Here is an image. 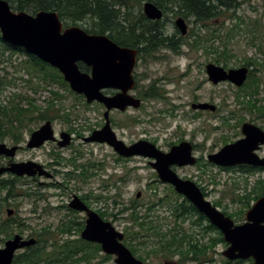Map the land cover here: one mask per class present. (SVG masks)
Here are the masks:
<instances>
[{
  "label": "rangeland",
  "instance_id": "obj_1",
  "mask_svg": "<svg viewBox=\"0 0 264 264\" xmlns=\"http://www.w3.org/2000/svg\"><path fill=\"white\" fill-rule=\"evenodd\" d=\"M145 2L142 3V9ZM233 4L240 7L235 10H222L223 14L220 17L205 23L176 15L177 9L172 6L173 9L166 12L162 21L165 22V35L173 37L181 43L179 51L175 52L165 47L160 48L154 54V58L147 57L145 60H139L134 72L138 79V87L133 92L135 95L141 98L140 94H144L150 86H153L162 94V99L142 98L143 106L140 109H129L124 113L119 111L110 113L112 129L118 138L126 144L147 140L155 143L162 151L169 152L172 146L183 141L192 143L194 145L193 153L198 159L197 163L195 166L174 167V170L181 178L194 181L210 190L211 196L208 197V200L219 201L222 210L232 215L240 212L245 206L243 202H238L239 198L241 200H247L245 197L253 199L255 197V193H252L254 186L259 180H264V172L245 174L238 171L237 168L219 167L207 160L208 155L218 152L226 144L242 137L243 122L257 121L256 123L260 125L264 124V113L258 118V112L252 119V116L246 114L236 104V93L239 88L228 82L215 85L209 80L206 73V65L216 64L218 59L221 60L220 66L223 67L225 63L223 58L225 57L228 58V68L242 67L254 57L264 64V0H236ZM135 7L132 8L134 14L139 13ZM30 14L32 15V13ZM179 17L184 18L188 25L189 31L185 36L175 25V21ZM79 26L85 28L84 23H80ZM199 36L203 40L198 43L199 47L196 48L194 46L195 39H198ZM252 43H256V45ZM211 47L214 48L210 49ZM12 58L13 66L7 65L6 67L10 73L8 77L14 80L16 85L9 87L3 97L5 99L15 97V103L20 104L23 108L28 107V102L21 99L20 96L28 97V99L36 100L35 104L40 109H45L54 97L51 92H57L63 96L58 101V107L60 108L63 104L65 109L73 112V123L70 125L63 119L56 118L52 121L54 129L57 132L69 131V129L78 132L74 135V143L66 148L56 149L54 145H47L40 149H28L26 144L31 133L45 121L35 122L21 130V142L18 145L23 146L24 149L19 152L18 159L32 160L42 164L48 161L53 162L56 160L53 154H57L60 158L59 161L63 163L61 166L63 173L57 176L54 182L60 181L63 184H68L66 196L61 200L54 198L52 204L48 201L49 195L59 194L60 190L42 186L41 183L48 182L46 179H39L34 184L35 190L45 194L46 199L38 201L35 197L25 196L16 201L21 218L26 220V225L33 228L30 230L25 226L27 228H22V231L30 234L33 233L32 230H36L38 235L45 234V229L52 230L60 226L61 219H63L61 216L65 215L66 211L70 216L67 218L68 220L83 219L80 214H74L66 209L61 212L55 211V214L49 217L44 213L47 206L56 208L59 205H66V202L72 197V193L77 196L78 194L93 193V200L102 194L106 202L92 200L93 208L108 213L107 221L111 222L115 229L124 235L125 229L131 226L128 219L130 212L120 214V210L130 207L133 203H139L142 205V208L140 207L142 213H145L146 205L160 198H168L170 202L157 207L152 219L162 226L164 233L168 234L179 225L173 212L174 207L178 206L182 199L167 184L160 181L155 169L150 165V162L154 160L137 156L127 161H118L117 154L112 147L102 143L85 142L81 138L89 136L94 130L104 126L105 107L97 103L87 104L85 99L79 98L70 88L51 82L49 79L47 82L51 83L48 86L47 82L40 81L38 83L28 74L17 71V64L25 60L26 56L14 54ZM251 68L256 71L255 78L260 80V95L258 97L261 100V105L264 106V70L259 66ZM22 75L25 79L30 80L29 83L19 79V76ZM198 103L215 105L217 110L212 112L193 109L192 105ZM51 116L54 117L55 113H52ZM245 118L246 120L243 121ZM136 120H140L141 123L136 124ZM17 126L19 125L17 124ZM4 143L9 146L16 145L10 140H5ZM73 159L76 164L87 166L89 175L87 183H83L79 179L71 182L66 181L65 174L73 170L70 165ZM7 161L8 158L0 156V164ZM202 169H205L204 174ZM121 177L125 178L126 182H120ZM19 190L21 191V189ZM62 190L65 191V189ZM138 193L141 194L140 197H137ZM116 196H118V203L114 204ZM233 199L238 201H233ZM251 204L253 205L254 202L251 201ZM4 216L6 215L4 214ZM189 225L190 222L186 221L183 226L188 229ZM18 228L15 226V230ZM190 233L199 234L198 227L191 229ZM37 234L33 233L34 236L36 235L34 237L36 239ZM216 236V232H211L206 240ZM77 237L78 234H73L71 238L76 239ZM43 238L50 240L51 244L62 240L61 238L54 240L55 237ZM6 241L0 239V247H3ZM123 242L129 248L128 243L125 240ZM224 250L226 247L219 243L208 253L207 257L214 260L212 264H226L227 259L222 254ZM143 251H145L143 248L138 251L136 257H144L146 264H164L165 261H168L162 257L149 258ZM105 255L101 252L91 263L82 264H114L115 257L111 256V259H106ZM169 261L179 264L177 257ZM231 264H251V262H231Z\"/></svg>",
  "mask_w": 264,
  "mask_h": 264
},
{
  "label": "water",
  "instance_id": "obj_2",
  "mask_svg": "<svg viewBox=\"0 0 264 264\" xmlns=\"http://www.w3.org/2000/svg\"><path fill=\"white\" fill-rule=\"evenodd\" d=\"M144 15L151 21H161L164 12L153 2L143 5ZM182 35H187L188 25L184 18L175 21ZM0 33L4 43L23 49L27 54L35 56L42 62L56 68L70 85L73 92L83 95L88 104L94 102L104 105L106 123L85 139L86 142L106 143L124 158L141 156L153 159L150 165L155 169L160 181L170 184L175 191L185 196L212 225L224 235L229 247L223 256L229 261H247L253 259L254 264H264V196L259 198L246 214V223L235 225L233 220L208 201L197 184L184 180L173 170V167L194 166L197 158L193 153V145L183 141L164 152L154 143L139 140L127 145L117 137L112 129L110 112L127 111L129 107L139 109L142 100L130 91L135 88L134 69L137 64L138 50L122 47L107 34H89L80 26L64 27L59 14L55 11H39L36 14L17 12L11 8L7 0H0ZM79 63L91 69L83 72ZM251 68L242 66L226 69L214 63L206 66L209 80L218 85L230 82L237 88L243 87L249 77ZM106 90H117L118 93L108 95ZM193 109L215 112L217 107L209 103L192 105ZM243 138L225 145L218 152L208 156L209 163L219 167L251 165L264 167V158L257 151L264 145V130L253 123L242 125ZM53 123L48 120L35 130L27 143L28 148H39L48 141H55ZM72 142L69 133H62L59 146L66 147ZM20 146H9L0 142V155L13 160ZM47 174L43 167L34 162H11L0 167V177L5 173L18 176L33 177L36 173ZM138 193L137 197H140ZM74 209L87 212L86 225L81 232L84 241L99 244L104 254L114 256V264H144L123 243L125 235L115 229L113 224L104 220L97 212L88 207L75 196L70 203ZM13 210H8L12 216ZM35 238L24 239L14 236L0 247V264H13L17 252L35 246ZM164 264H177L167 261Z\"/></svg>",
  "mask_w": 264,
  "mask_h": 264
},
{
  "label": "trees",
  "instance_id": "obj_3",
  "mask_svg": "<svg viewBox=\"0 0 264 264\" xmlns=\"http://www.w3.org/2000/svg\"><path fill=\"white\" fill-rule=\"evenodd\" d=\"M11 8L17 12H27L36 14L39 11H55L59 14L65 27L79 26L80 23L85 24V30L91 34H108V36L122 47H129L139 50V60H145L147 57L154 58V54L160 48H169L172 51L178 52L180 49V42L173 37H167L164 31L165 22L151 21L143 13V1L153 2L164 13L171 11L174 6L176 15L182 16L185 19L193 18L195 21L207 22L220 17L223 11L235 10L238 6L233 4L236 0H7ZM136 6V7H135ZM138 9L139 13L134 14L132 8ZM194 35V33H192ZM194 46L199 47L203 38L199 36L195 39ZM256 45V43H252ZM211 47L210 49H213ZM260 50H262L260 48ZM9 54L7 55V53ZM21 54L26 56V59L19 62L17 68L19 72L28 74L30 78H34L38 83L55 82L66 88H70L69 84L65 82L63 75L50 65L42 62L35 56L27 54L21 48H15L3 42L0 33V142L10 140L13 144L21 142V130L29 127L33 123L61 118L70 125H72L73 112L65 109L63 104L58 107V101L62 99L57 92H51L54 97L49 101L45 109H40L36 104V100L28 99V97H21L28 102V107L23 108L20 104L15 103V97L6 99L3 97L4 92L16 85V82L9 78L7 65L13 66V55ZM224 67L228 69V58H223ZM217 65H221L220 59L216 60ZM243 66L260 67L264 70V64L260 63L256 57L252 58ZM83 71H88L87 67L80 64ZM4 71V73H3ZM255 70H251L247 82L243 87L238 89L236 93V104L244 110L246 114L256 117L257 113H264V106L261 105L260 95V80L255 78ZM20 80H25L29 83L30 80L25 79L24 75L19 76ZM47 82V86L51 83ZM138 87V86H137ZM144 99H162V94L159 93L153 86H150L144 94H140ZM79 98L84 99L83 96ZM239 108V109H240ZM55 113L52 117L51 114ZM246 118L243 120L245 121ZM242 121V122H243ZM136 124L141 123L140 120L135 121ZM17 124L19 126H17ZM86 165H82L83 182L87 183L89 177L84 174L86 172ZM85 170V171H84ZM249 172H255L251 169ZM205 173V169H202ZM71 177H67L70 179ZM214 182V181H213ZM217 184V182H214ZM15 182L8 179L0 180V239L5 241L13 237L16 227L25 226L23 219L15 220V217H7L3 215L4 208L8 205L7 198L15 195ZM257 186L253 188L256 198L264 195V180H259ZM199 185V184H198ZM201 186V185H199ZM20 197H30L32 195L31 189L20 187ZM105 189V188H104ZM7 192V195H6ZM118 196L114 199V204L118 203ZM109 199V198H107ZM243 199V198H242ZM94 200L98 202L105 201L101 194ZM233 201H238L233 199ZM170 201L168 198H160L146 205L145 213H142L141 204H132L128 208L120 210V214L127 211L129 214V221L131 226L125 229V242L128 243L129 248L134 255L142 248L145 249L147 257H162L166 260H173L179 258V264L191 263L196 264L214 262L213 259L208 258V253L215 248L218 243L224 242L222 235L218 234L215 238L206 237L211 232L218 230L211 225L206 216L201 214L195 206L194 215L197 217L194 225L205 224L207 227L203 229L202 237H198V233L193 235L181 233L178 229L179 225L173 228L170 233H164L162 226L157 224L152 219L157 207L164 206ZM238 202H243L239 198ZM247 204L245 205V207ZM142 208V207H141ZM185 208V207H183ZM174 216L179 219L177 215L180 211L179 206L174 207ZM100 216L107 220L108 213L98 210ZM68 234L65 239L59 240L51 244L50 240L39 239L37 245L26 248L24 252L15 257L13 264H82L91 263L102 252L101 246L84 241L80 237L72 239V229L74 227L66 224ZM82 227L78 229V236ZM33 236V235H32ZM106 259H111L109 255L104 256ZM139 259L145 262L144 257L138 256ZM253 264V261H250ZM226 264H231L226 260ZM241 263V262H239Z\"/></svg>",
  "mask_w": 264,
  "mask_h": 264
},
{
  "label": "flooded vegetation",
  "instance_id": "obj_4",
  "mask_svg": "<svg viewBox=\"0 0 264 264\" xmlns=\"http://www.w3.org/2000/svg\"><path fill=\"white\" fill-rule=\"evenodd\" d=\"M183 36H185V35H183ZM89 70V69H88ZM118 93V91L117 90H111V91H109V93H107L108 95H114V94H117ZM136 97L138 98V96L136 95ZM142 101H143V99H142ZM263 115V114H262ZM261 114H258L257 115V117L259 118V117H261L262 116ZM257 121H252V122H248V123H253V124H255L256 126H258V127H260L261 129H263L264 130V124L263 125H260V124H258V123H256ZM244 123H246V122H243V124ZM242 124V125H243ZM53 127H54V125H53ZM64 132H66V133H69L71 136H72V142H71V144L69 145V146H71L73 143H74V140H75V137H74V135L75 134H77L78 132H77V130H72V129H69V131H65V130H61V131H59V132H57L56 131V129H54V133H55V136H56V140L55 141H48V142H45V144L44 145H42L41 147H39V149L40 148H43V147H46L47 145H54L55 147H56V149H62V148H66V147H68V146H66V147H61V146H59V144H58V141H59V139H60V137H61V134L62 133H64ZM92 134V133H91ZM90 134V135H91ZM241 134H242V137L241 138H243L244 137V135H243V133H242V126H241ZM89 135V136H90ZM89 136H87V137H89ZM30 137H31V135H30ZM81 137V136H80ZM87 137H85V136H82L81 138L85 141V139L87 138ZM241 138H239V139H241ZM30 139V138H29ZM238 140V139H237ZM236 140V141H237ZM86 142V141H85ZM235 142V141H234ZM133 143H135V142H133ZM133 143H130V144H128V145H131V144H133ZM233 143V142H232ZM16 145H18V144H16ZM15 145V146H16ZM193 145V144H192ZM26 148H28L27 146H26ZM24 148H23V146H21L20 145V148L18 149V151H17V153H16V155H15V158L13 159V160H11L10 158H8V161L6 162V163H3V164H0V167H6V166H8L11 162H15V163H27V162H34V163H37V164H39V165H41L42 167H43V169L46 171V173L47 174H44V175H40L38 172L36 173V175L35 176H33V177H28V176H18V175H14V174H11V173H5L4 175H2L1 177H0V180H2V179H8V178H10L11 180H13L14 182H15V184H14V186H15V195L13 196V197H9V198H7V206L4 208V211H3V215L5 214L6 216H8L7 215V213H8V210H13L14 211V213L12 214V216L11 217H15V220H18V221H20L21 219H23L24 220V218H21V216H20V213L18 212V208L16 207L17 206V204H16V201H18L19 200V198H20V195H19V189H20V187L21 186H23L24 184H26V185H24L23 186V188H25L26 186H27V189H31V192H32V195L30 196V198L31 197H35V199H37L38 201L39 200H44V199H46V197H45V194H42V193H40V191H37V190H35V186H34V184H35V182H37V180H39V179H46L48 182H45V183H41V185L42 186H45V187H49V188H54V190H57V189H59L60 190V193L59 194H51V195H49V199H48V201H49V203H53V200H54V198H56V199H58V200H61V199H63L65 196H66V190L68 189L67 188V183H64L63 184V182H60V181H58V183H55L54 182V179H56L57 178V176H59V175H61L63 172H62V169H61V166H62V164L63 163H61L60 161H59V159L60 158H58V155L57 154H53V156L55 157V159L56 160H54L53 162H50V161H48L47 163H39V162H36V161H32V160H27V161H22V160H19L18 159V154H19V152L20 151H22ZM28 149H38V148H28ZM113 149V148H112ZM193 150H194V145H193ZM115 152V151H114ZM115 154H117L116 152H115ZM257 154L261 157V158H264V145H262V146H260L259 147V149H258V151H257ZM4 158H7V157H5V156H3ZM117 158H118V161H121V160H124V161H127V160H130L131 158H124V157H121L120 155H118L117 154ZM151 163V162H150ZM71 166H72V168H73V170H70V171H68L66 174H65V179H66V181L67 182H71V181H75V180H78L79 179V181H81V182H83V176L81 175L82 173H80L81 171H82V165H78V164H76V162H75V160L73 159L72 161H71V164H70ZM175 167H177V166H175ZM87 168V167H86ZM224 168V167H223ZM225 168H237V170L238 171H240V172H242V173H245V174H253V173H262V172H264V167H257V166H251V165H245V164H242V165H237V166H234V167H225ZM252 170V171H255V172H249V170ZM173 170H174V167H173ZM85 171V170H84ZM87 171H88V169H86V172H84V174H86V176L87 177H89V175L87 174ZM175 171V170H174ZM67 177H71L70 179H67ZM182 179H185L186 180V178H182ZM120 182H126V180H125V178H120V180H119ZM84 183V182H83ZM23 184V185H22ZM28 184V185H27ZM168 185V187L169 188H171L173 191H175V188L172 186V185H170V184H167ZM257 186V184L254 186V188ZM200 188H201V190H202V192H203V194H204V196H205V198L208 200V197L209 196H211V191L210 190H207L206 188H204V187H202V186H199ZM62 189H65V191L64 190H62ZM6 195H7V192H6ZM72 195V197L70 198V200L68 201V202H66V205H59V206H57L56 208H52L51 206H47L45 209H44V213H45V215L47 216V217H49V216H53L54 214H55V211H58V212H61V211H63V210H68V211H70V212H72V213H74V214H80L82 217H83V219H75V220H73V219H70V220H68L67 218L68 217H70V216H68V214H69V212H67L66 211V214L65 215H63V216H61L63 219H61L62 221L60 222V226H58L57 228L55 227V228H53L52 230L50 229V228H48L47 230L45 229V234H37L38 232L36 231V230H32V232L34 233V234H37V239L39 240V239H41V238H43V237H48V238H54V240L55 239H58V238H61V239H64V238H66L67 237V235H69L68 234V231H67V226H66V224L68 223V224H70V225H72L73 227H74V229H72V233L73 234H78V229L80 228V227H82L81 229V231H80V236H78V237H81V232L83 231V229H84V227H85V225H86V221H87V218H88V216H87V212L86 211H80V210H77V209H74V208H72L71 206H70V203L72 202V200H73V198L75 197V196H77V194H71ZM92 195H93V193L91 194V193H89V194H86V195H81V194H78V196L77 197H79V199L88 207V209L89 210H92V211H95V212H97V213H99L98 212V210H96V209H94L93 208V203H92V200H93V198H92ZM179 196H181L180 198L182 199V201L181 202H179V207H180V211H179V213L177 214V215H179L180 217H179V219H176L177 221H178V223H179V227L180 228H178L180 231H181V233L183 234V233H185V232H187V233H189V234H191L190 233V230L191 229H194V228H196V227H198V229H199V234H198V237H202V233H203V229H205L206 227H207V221L206 220H204V222H205V224H203V225H194V223H195V221H196V219H197V217L194 215V208L192 207V204L184 197V196H182V195H179ZM254 198L253 199H251V198H249V197H245L247 200H245V205L247 204V206L245 207H243L241 210H240V212H238L237 214H230V213H228L227 211H224V210H222L223 208H221L222 206H221V204H220V202L219 201H215V202H213V201H211V203L213 204V206L214 207H216L217 209H219L225 216H227V217H229V218H231L232 220H233V222L235 223V225H242V224H244V223H246V221H247V219H246V214H247V212L253 207V205L256 203V201L259 199V198H261V197H263V196H261V197H259V198H257V199H255L256 198V195L254 194ZM94 201V200H93ZM251 201L252 202H254V204L252 205L251 204ZM62 203V202H61ZM13 207V208H12ZM183 207H185V208H183ZM175 212V211H174ZM174 212H173V214H174ZM204 215V214H203ZM59 216V217H60ZM205 216V215H204ZM207 218V217H206ZM63 220H65V221H63ZM207 220H208V222L210 223V221H209V219L207 218ZM26 220H24V222H25ZM181 221H182V223H181ZM186 221H188V222H190V225L188 226V229H186L183 225H184V223L186 222ZM25 226H27L28 228H30V226H28V225H25ZM25 226H23V227H19L17 230H15V233H14V235H13V237L14 236H16V235H20V236H22L24 239H30V238H34L35 236L33 235V233H28V234H26L24 231H22L21 229L22 228H24ZM27 227H25V228H27ZM177 227V226H176ZM216 228V227H215ZM31 229H33V228H30V230ZM218 231L216 232V234H217V236H218V234H220V235H222V237H223V239H224V235L222 234V232L218 229V228H216ZM53 231H55V232H53ZM17 232H19V233H17ZM42 233V232H41ZM194 233H192L191 235H193ZM33 235V236H32ZM216 236V237H217ZM12 237V238H13ZM77 237V238H78ZM11 239V238H10ZM36 239V238H35ZM44 239V238H43ZM220 244H222V245H224L225 247H226V249L229 247V244L225 241V239H224V242H221ZM217 245H219V243L217 244ZM225 251V250H224ZM223 253V252H222ZM240 260H237L236 262H239ZM231 262H234V261H231ZM205 263H207V262H205ZM202 264H204V263H202Z\"/></svg>",
  "mask_w": 264,
  "mask_h": 264
}]
</instances>
